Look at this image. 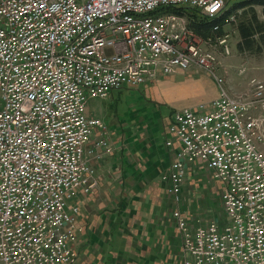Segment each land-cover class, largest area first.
<instances>
[{
    "label": "built area",
    "instance_id": "1",
    "mask_svg": "<svg viewBox=\"0 0 264 264\" xmlns=\"http://www.w3.org/2000/svg\"><path fill=\"white\" fill-rule=\"evenodd\" d=\"M230 1L0 0V264L75 261L73 201L95 185L93 132L102 134L97 146L112 150L103 118L86 112L89 98L192 65L215 77L220 94L175 110L168 126L166 145H180L160 178L179 260L264 264V80L252 77L240 93L226 87L228 68L213 47L230 54L229 34L214 21ZM170 7L211 18L212 31L200 34L182 12L157 13ZM200 168L221 184L223 218L186 209V180Z\"/></svg>",
    "mask_w": 264,
    "mask_h": 264
},
{
    "label": "crops",
    "instance_id": "2",
    "mask_svg": "<svg viewBox=\"0 0 264 264\" xmlns=\"http://www.w3.org/2000/svg\"><path fill=\"white\" fill-rule=\"evenodd\" d=\"M195 20L201 24L197 18ZM200 29L203 32L199 33L205 36L208 29L204 25ZM256 65L252 66L251 77L264 80V69ZM200 72L201 69L190 73L193 74L195 86H199L197 92L204 88L202 85L206 82L201 80ZM171 74L145 83L144 88L146 97L160 104L159 108L163 104L169 105L168 115L163 116L159 109H155L156 117L152 121L153 115L147 113L138 126L132 124L127 129L109 128L110 152L96 145L102 134L98 130L93 132L87 149L89 163L94 170L90 181L95 185L88 193L78 192L73 201L79 207L77 224L80 230L76 244L77 257L69 264H181V241L177 226L170 215L163 213L165 207L168 210L171 205L162 198L163 193L167 195L166 183L161 178L153 177L151 180L150 177L169 167L180 145L178 141L174 142L173 147L166 145L168 126L174 111L196 105L180 104L182 94H178L179 87ZM246 85L244 81L239 88ZM246 87L240 92L246 91L249 83ZM213 88V96L207 102L220 94L219 85L214 83ZM228 90L236 93L231 85ZM112 92L107 98H89L87 114L103 118V104L111 98ZM132 129L134 133H129Z\"/></svg>",
    "mask_w": 264,
    "mask_h": 264
},
{
    "label": "rangeland",
    "instance_id": "3",
    "mask_svg": "<svg viewBox=\"0 0 264 264\" xmlns=\"http://www.w3.org/2000/svg\"><path fill=\"white\" fill-rule=\"evenodd\" d=\"M251 1H247L245 5H242V0H232L229 2V5L227 7V9L232 10L231 12L236 13V21L227 23L225 25V31L229 34L228 41L229 47L231 49L230 54L224 53L222 45L217 44L213 47V50L217 53V55L222 61L224 59L223 63L228 67L227 78L230 79L226 83V87L229 88L231 85L236 93H239L240 91L244 90L245 87L248 85L250 79L252 78L251 76L253 75V64H257L256 66H261L264 69V44L262 45L261 49H257L255 52L249 50L240 52L237 47V42L240 39V34L237 28L238 22L243 19V16H249L248 14L243 13L245 11L244 9H255L260 20H264V4ZM168 12H182L188 17L189 20L191 19L192 15L195 16L197 14V11L190 7L164 8L158 11L157 13ZM197 21L202 22V20L199 18H197ZM205 21L210 22L212 21V19L205 18ZM232 60L233 62H231ZM244 61H246L245 64L247 66V71L243 74H239L238 67ZM256 61H258V63H256ZM195 67L198 68V66L193 65L190 66L188 69L176 68L171 74L174 77L175 85L179 87L178 94H182L180 104L190 105L207 102V100L209 98H212L213 96V84L215 83L216 85H218L215 77L212 74L204 72L205 70H202V72H200L202 75L201 80H205L206 82L204 81L205 83H203L202 85L204 88L201 89V91L197 92L199 86H195L196 82L194 80V77L192 76L193 74H190L195 70H200L195 69ZM244 81L245 83H247V85L244 88H239ZM157 85L160 87L159 83H157ZM145 86L146 84L143 83L138 87L125 86L121 88H115L113 92L111 91V98L106 100V102H104L103 104L104 107H102L105 110L103 118L105 119L107 125H110V129H112L111 127H115L117 129H127L132 124H136L138 126L141 123L142 118L146 116L147 113L153 115L151 117L152 121L156 117V113L153 112V110L155 109H159V112H161L163 116L168 115L170 113V108L168 107L169 105L163 104L159 108L160 104H157L153 102L152 99L146 97L144 90ZM160 95H162L161 92ZM129 133H134V129L129 131ZM147 134L150 133L147 132ZM204 170L203 168H200V171H198L197 173L194 171H190L188 175L185 184V192L187 195L186 209L191 211L193 215L200 214L204 219H208L214 216L223 218L224 209L220 204L219 198L221 184L220 182L212 179L211 173L208 169H206L205 171ZM162 171H159L158 173L154 174L155 176L151 175V180L153 179V177H157L159 179ZM162 195L163 201H168V204L170 205V197L164 193ZM165 206H167V204ZM172 206L173 205L171 204L168 210L167 207H165L163 213L169 215L167 212L172 208Z\"/></svg>",
    "mask_w": 264,
    "mask_h": 264
},
{
    "label": "trees",
    "instance_id": "4",
    "mask_svg": "<svg viewBox=\"0 0 264 264\" xmlns=\"http://www.w3.org/2000/svg\"><path fill=\"white\" fill-rule=\"evenodd\" d=\"M247 1L251 0H242L241 4L245 5ZM251 2H258L264 4V0H252ZM243 13L248 14L249 16H243V19L238 22L237 28L240 34V39L237 42V47L239 51H253L255 52L257 49H261L264 44V20H260L258 14L255 9L251 8L250 10H246ZM232 10L228 9L225 15L218 18L214 23H218L220 25V30L218 34L224 33V26L226 24V16ZM250 11V12H249ZM195 18H199L202 20L201 24L196 23ZM204 15H195V17H191L190 25L197 31L202 33L203 31L200 29L201 25H204L206 29H208L207 33L212 31L213 22L205 21ZM245 18V19H244ZM207 19V18H206ZM206 33V34H207Z\"/></svg>",
    "mask_w": 264,
    "mask_h": 264
}]
</instances>
